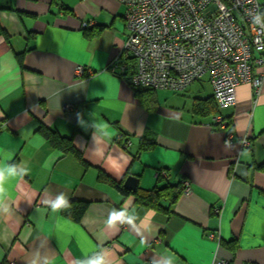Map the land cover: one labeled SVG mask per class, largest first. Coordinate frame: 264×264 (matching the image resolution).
<instances>
[{
  "label": "crops",
  "instance_id": "crops-1",
  "mask_svg": "<svg viewBox=\"0 0 264 264\" xmlns=\"http://www.w3.org/2000/svg\"><path fill=\"white\" fill-rule=\"evenodd\" d=\"M124 6L0 0V164L20 172L3 184L10 212H0V264H81L94 254L111 264H264V67H255L258 94L240 84L236 104L216 102L214 114L193 111L213 96L206 75L185 90L153 89L147 109L136 86L109 68L119 55L129 59L121 54ZM217 114L225 128L213 122ZM40 126L72 138L87 165ZM145 135L156 144L140 150ZM100 169L123 186L137 177L135 191L125 188L133 193L169 186L159 203L170 212L100 182ZM184 180L188 192L170 203V186ZM61 193L89 201L80 221L51 210ZM119 212L134 224L108 227Z\"/></svg>",
  "mask_w": 264,
  "mask_h": 264
},
{
  "label": "built area",
  "instance_id": "built-area-1",
  "mask_svg": "<svg viewBox=\"0 0 264 264\" xmlns=\"http://www.w3.org/2000/svg\"><path fill=\"white\" fill-rule=\"evenodd\" d=\"M118 1L126 6L129 29L121 54L129 59L119 55L109 68L122 74L126 61L132 59L134 86L181 91L208 75L219 107L236 104L240 84L250 83L256 94L260 92L263 75L255 72L256 66L264 67L260 0ZM213 122L226 126L220 114ZM227 138H233L232 134ZM188 190L189 183L184 180L183 191Z\"/></svg>",
  "mask_w": 264,
  "mask_h": 264
},
{
  "label": "trees",
  "instance_id": "trees-1",
  "mask_svg": "<svg viewBox=\"0 0 264 264\" xmlns=\"http://www.w3.org/2000/svg\"><path fill=\"white\" fill-rule=\"evenodd\" d=\"M261 4V13L264 19V0H260ZM127 69L122 75L124 78L130 83L132 76L135 72V64L132 59L126 61ZM135 95L140 99V101L144 104L147 109H152L154 104L156 103V91L151 88H139L134 87ZM193 111L201 116H205L208 114H214L218 112V107L214 97L207 98V99H197L194 103ZM1 126V124H0ZM39 130L51 141V144L56 147L60 148L64 152L72 153L82 164L87 165L86 160L83 158L81 152L74 146L72 142V138L67 136H62L58 134L55 130L47 128L45 126H40ZM156 144V140L151 135H145L141 137L140 140V150H149L153 148ZM259 168L264 169V163L258 166ZM162 170H159L157 173V182H161L164 175L161 173ZM98 180L100 182L109 183L115 186L123 195H128L130 192L123 186L122 181H116L112 177H110L105 171L99 170L98 172ZM171 190L167 193L170 197V203L174 202L183 192V181L180 184L171 185ZM169 186L158 189L157 187L152 190L143 191L142 189H137L134 192V196L136 201L145 203L150 206H155L159 210L165 213H169L170 208L163 207L159 201L161 197H163L162 191ZM71 207L66 211H62L67 217L74 221H80L83 215L85 214L89 201H81V200H71Z\"/></svg>",
  "mask_w": 264,
  "mask_h": 264
},
{
  "label": "clouds",
  "instance_id": "clouds-1",
  "mask_svg": "<svg viewBox=\"0 0 264 264\" xmlns=\"http://www.w3.org/2000/svg\"><path fill=\"white\" fill-rule=\"evenodd\" d=\"M23 174L27 175L28 170L25 169ZM6 175L19 176L18 166L0 164V212L2 213L10 212V207L5 203V190L3 187ZM48 205L53 212L66 211L70 209L71 202L65 194L61 193L54 201H50ZM122 224H134V220L126 216L124 212L109 214L107 220L108 227H118ZM33 264H37V261H33ZM81 264H111V262L106 257L100 256L99 258L85 259L81 261Z\"/></svg>",
  "mask_w": 264,
  "mask_h": 264
},
{
  "label": "water",
  "instance_id": "water-1",
  "mask_svg": "<svg viewBox=\"0 0 264 264\" xmlns=\"http://www.w3.org/2000/svg\"><path fill=\"white\" fill-rule=\"evenodd\" d=\"M136 184H137V177L133 175H129L124 181V187L127 188L128 190L135 191Z\"/></svg>",
  "mask_w": 264,
  "mask_h": 264
},
{
  "label": "rangeland",
  "instance_id": "rangeland-1",
  "mask_svg": "<svg viewBox=\"0 0 264 264\" xmlns=\"http://www.w3.org/2000/svg\"><path fill=\"white\" fill-rule=\"evenodd\" d=\"M125 11H126V7L124 6L123 12L125 13ZM128 34H129V29H128ZM128 34H127V37H128ZM206 76L209 78L208 75H206ZM205 82H206V81H205ZM197 83H199V82H197Z\"/></svg>",
  "mask_w": 264,
  "mask_h": 264
}]
</instances>
